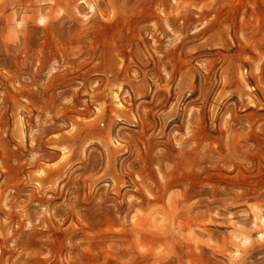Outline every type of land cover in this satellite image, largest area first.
<instances>
[{
    "label": "rangeland",
    "instance_id": "1",
    "mask_svg": "<svg viewBox=\"0 0 264 264\" xmlns=\"http://www.w3.org/2000/svg\"><path fill=\"white\" fill-rule=\"evenodd\" d=\"M0 264H264V0H0Z\"/></svg>",
    "mask_w": 264,
    "mask_h": 264
}]
</instances>
